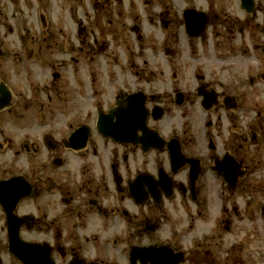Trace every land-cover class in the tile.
I'll list each match as a JSON object with an SVG mask.
<instances>
[{
	"label": "flooded vegetation",
	"instance_id": "obj_1",
	"mask_svg": "<svg viewBox=\"0 0 264 264\" xmlns=\"http://www.w3.org/2000/svg\"><path fill=\"white\" fill-rule=\"evenodd\" d=\"M15 1L0 0V99L3 94L9 96L7 108L0 114L35 108L59 119L57 122L61 123L62 130L46 132L37 147L27 142L22 144L23 153L32 159L38 156L40 147L46 151V158L51 162L48 174L47 171H44L45 174L39 173L42 168L33 170L32 167L0 179L6 181L16 176L22 179L21 191L9 196L10 201L21 196L14 212L17 219L21 220L19 225L7 222L0 205V255L6 257L0 256V264H20L9 254L7 246L16 228L24 242L41 247L36 250L34 258L30 259L27 255L22 264H44V251L48 252L47 258L53 264H89L90 261L80 253V239L84 242L90 239L95 241L94 236L90 238L85 232L81 236V231L88 228L85 227L88 219H93L98 225L100 223V227L96 228L97 234L103 227H108L109 220L114 216L128 224L135 221L137 228L131 235L137 234L140 238L158 232L162 223L170 224L167 220L169 205L179 204L187 214L190 204L199 220H203L209 215L206 176L222 181V200L214 215V226L200 237L202 243L191 254L188 253V257L185 255L183 264H216L214 246L218 243L215 242L213 246L211 241L222 240L225 235L234 240L237 224L245 220L249 223L257 220L256 207H253L254 203L250 199L252 193L260 191L252 185L250 178L252 168L256 171V161L260 159L257 158V152L264 146V110L259 111L254 107L249 90L256 85L264 90V0H252L249 9L242 7L240 0H234L242 18L232 19L222 0H216L211 14L210 8L196 9L187 5L177 20L189 45L205 38L208 29L213 27L214 53L246 61L244 72L247 91L242 90L240 83L228 89L220 81L207 82L198 73L194 74L193 85L185 83V79L176 72V63H171L176 53L168 46L167 30L171 31L175 22L167 19L166 8L160 7L159 12L160 27L166 31L160 47L169 72H158L162 76L158 84L153 82L157 67L152 70L155 73L143 74L141 77L140 74L138 77V73L130 72L132 89H129L127 80L122 84L117 83L120 75L116 70L124 72L125 68L130 70V67L114 64L115 71L112 73L113 67H109L112 61L93 56L95 43L87 40L88 35L83 26L78 25L77 28L79 40H66L65 35H62L64 40H60L61 33L45 22L41 9V25L35 31L37 35L30 37L31 30L22 17H18L17 11L14 9L12 13H6L8 6L13 7ZM99 1L105 0H93L95 5ZM114 2V5L121 4L122 0ZM207 5L210 6V1ZM102 6L105 8L104 4ZM109 6L110 2H107L106 7ZM188 10L200 16L201 19L197 18L195 22H204L203 29L198 31V39L192 40L186 32L184 12ZM117 16L122 17V14L117 13ZM133 30H139V26L134 25L131 32ZM13 35L15 40H11ZM135 38L138 45L141 44V35ZM108 49L109 45H102L98 47V52L104 56ZM17 55L20 56L16 59ZM224 57L218 62L223 64ZM256 58L259 59L254 63ZM101 63L107 71L99 86L117 87L112 104L103 105L99 101H92L98 76L95 70L99 71ZM153 64L156 62L153 61ZM110 75L116 80L109 78ZM141 93L150 112L147 118L149 131L146 134L138 131L136 141L128 144H115L100 136L96 130L98 117H105L112 111L115 122L116 114L126 109L127 97ZM196 104L207 116L215 119L204 123L203 145L195 144L192 140L191 127L187 121L188 112ZM172 113H175L172 118L178 117L179 120L163 130L158 124ZM3 134L0 130V137ZM153 134L158 140L154 139ZM73 135L77 136L71 142ZM223 135H226V142L222 151L217 152L215 140ZM144 137L147 143H144ZM1 140L0 150L6 149L7 139ZM79 146V149H74ZM200 148H205L207 154L200 153ZM226 156L230 159L227 160L229 168L222 169ZM70 158L76 162L73 171L68 164ZM222 170L232 174L231 185ZM196 173L199 174L194 180L193 175ZM262 173L264 170L257 174ZM109 191L114 192L119 199L117 201L114 198L113 205L109 204ZM237 196L238 201L235 200ZM125 202L127 205H124ZM259 209L264 219V206H259ZM245 225L241 224L242 230ZM63 229H66V237L71 241L67 249L59 243ZM236 246L234 242L229 248L228 261L230 264H244L246 261L247 264L248 258L245 260L242 256L244 249H240V252ZM103 249L106 252L108 250Z\"/></svg>",
	"mask_w": 264,
	"mask_h": 264
},
{
	"label": "rangeland",
	"instance_id": "obj_2",
	"mask_svg": "<svg viewBox=\"0 0 264 264\" xmlns=\"http://www.w3.org/2000/svg\"><path fill=\"white\" fill-rule=\"evenodd\" d=\"M105 1H99L95 5L93 0H16L13 7L8 6L6 13H12L15 9L18 17L21 16L31 30L30 37L37 35L35 31L41 25L39 19L41 9L46 18L45 22L53 25L55 30L61 33L60 40H64L62 35L66 36V40L69 38L79 40L77 28L78 25H81L86 29L87 40H92L95 43L93 45V56L96 58L105 57L106 61H112L113 64L109 65V67H113L111 68L112 73L115 71L114 64H118L120 67H130L129 71L138 73V77L139 74L141 77L143 74L155 73L153 71L157 67V73L154 75L155 81L153 82L158 84V80L162 79L158 72L161 71L164 74L169 72L160 47L166 31L160 27L159 16L161 13L159 12L160 7L166 8L168 10L167 19L175 22L174 26H171V31L167 30L168 46L176 53L171 63H176L178 68L176 72L185 79L187 85L194 84V74L198 73L203 75L207 82L220 81L228 89L237 87L240 83L242 90H249L245 82L244 69L246 61L243 58H229L214 53L212 47V41L214 40L213 27L208 29L205 38H201L199 41L195 40L191 45L188 44L182 28L179 29L178 27L180 25L177 22L180 18L179 15L187 5L196 9L208 10L210 8L211 14L212 5L216 0H122L121 4L116 5H114L116 3L114 0ZM208 1H210V6L207 5ZM107 2H110L109 8L106 7ZM222 2L225 8L228 9L227 14H230L232 19L242 18L243 15L237 8L236 1L222 0ZM230 3L231 6H229ZM103 4L105 8H103ZM103 9H106V11ZM117 13L122 14V17H118ZM8 19H10L9 16ZM139 24L143 37L141 44L138 45L136 35L131 32V27L134 25L139 26ZM11 40H15L14 35ZM102 45H109V49L103 54L104 56L98 52V47ZM189 46L191 48H188ZM236 50L238 51L237 48ZM19 56L17 55L16 59ZM223 57L225 58L224 63L221 64L218 60ZM257 59L259 58H256L254 63L257 62ZM98 61L93 60V62ZM153 61L156 64H153ZM252 67L254 68L255 65H252ZM98 69L99 71L95 70L98 76L92 93V101L93 103L99 101L103 105L112 104L117 87L115 85L114 87L111 85L99 86L103 82L102 76L107 68L101 63ZM129 71L126 68L124 72L116 70V73L120 75L117 83L127 80L129 82H127L129 84L128 88L132 89ZM108 77L112 78L113 81L116 80L113 75ZM251 88L249 91L253 97L254 107L259 111L264 110V90L257 85ZM174 115L175 113L168 114L158 125L166 130L171 123H177L178 117L172 118ZM208 120L213 121L215 119L212 116H207L198 104L188 112L187 121L191 127L190 136L195 144L201 143L203 145L205 143L204 123ZM57 121L60 120L55 119L54 115L40 112L35 108H25L17 112L0 114V130L4 132V136L0 138L7 139L8 142V147L0 150V179L11 174L22 173L32 167H34L33 170L42 168L39 173L43 172L42 174H45L44 171H47L46 174L49 173L51 167L49 163L51 162L46 158V151L40 147L38 156L32 159L23 153L22 144L27 142L36 147L39 146L40 139L46 132H59L62 130L61 123ZM43 125L46 126L42 127ZM225 138L226 135H223L215 140L217 152L222 151L223 144L226 142ZM200 149V153L207 154L205 148ZM108 152H110V147ZM252 152L256 153L255 150H252ZM257 158L260 159L256 161V171L252 168L250 178L252 185L260 191L255 194L252 193L250 199L254 203L253 207H256L257 220H254V223L245 220L244 223L237 224L234 240L231 236L225 235L222 240L211 241L213 246L215 242L218 243L214 246L216 264H230L228 250L231 249L234 242L237 244L238 251L244 249L242 256L245 260L246 257L248 258L249 262L247 264H264V219L261 218V209H259V206H264V173L257 174L264 170V146L257 152ZM68 164L73 171L76 166L75 160L70 158ZM206 180H208L206 194L209 215H206L205 219L199 220L195 215L193 206L190 204L188 205L187 214L179 204L169 205L167 207V220L170 221V224L162 223L158 232L140 238L137 234L131 235L137 228L135 221L128 224L114 216L109 220L108 227L106 229L103 227L100 234H97L96 228L100 227V223L99 225L96 224L92 219L93 217H89L92 220L88 219L87 224H85V227L88 228L81 231V236L85 232L89 237L94 236L95 241L90 239V241L84 242L80 239L81 255L90 261L89 264H128L127 254L129 247L132 245L168 244L182 250L188 257V253L191 254L198 247V244L202 243L200 237L214 226V215L222 200V181L210 176H206ZM224 191L225 195L228 196L227 190L224 189ZM245 191H248V189H245ZM248 197H250L249 194ZM114 198L117 201L119 200L114 192L109 191L108 200L110 205H113ZM238 198L237 196L235 200L238 201ZM124 205H127L126 202ZM237 206L239 205L237 204ZM0 216H2L1 213ZM189 220L190 222H188ZM241 224H246L245 229L242 230ZM66 232V229H63L59 243L65 245L67 249L71 241L66 237ZM103 248H107V252ZM96 252L98 256L95 254ZM101 253L102 255H100ZM0 256L6 258L3 254Z\"/></svg>",
	"mask_w": 264,
	"mask_h": 264
},
{
	"label": "water",
	"instance_id": "obj_3",
	"mask_svg": "<svg viewBox=\"0 0 264 264\" xmlns=\"http://www.w3.org/2000/svg\"><path fill=\"white\" fill-rule=\"evenodd\" d=\"M242 7L250 8L252 6V0H240ZM201 19L200 16L195 11H185V27L186 32L189 37H197L199 32L203 29L204 22L197 23L195 19ZM194 32H192V31ZM199 31V32H198ZM9 96L3 94L2 99H0V110L8 105ZM128 105L124 112L116 114V121L113 122V117H115L114 112L110 113L107 117L100 116L97 122L98 131L105 137H111L115 142H125L130 143L135 140L136 132L141 131L145 134L149 131L146 125L149 112L145 109V101L142 94H134L128 97ZM158 116L154 118L157 119ZM77 135H73L72 139L76 138ZM144 136V135H143ZM154 139L156 136L153 134ZM144 143H147V139L144 137ZM158 140V139H156ZM149 142V141H148ZM147 147V146H146ZM225 167L222 169L229 168L227 160H230L228 156L224 158ZM222 165V164H221ZM219 165V166H221ZM218 166V168H219ZM226 181L231 185L232 174L228 173L226 170H222ZM196 174L193 175L194 180L196 179ZM193 180V181H194ZM22 189V179L20 177L13 178L7 182H0V202L7 216V222L19 223L21 220H17L13 211L20 200V195L11 198ZM11 232L13 230H10ZM9 251L20 261H25L24 258L28 255L29 258H34L37 253L36 250L40 249L38 245H31L22 242L19 239L18 228L15 232L11 234L9 239ZM46 258L44 264H53L48 260V252L44 251ZM184 261V254L182 252L176 251L166 245L159 246H148V247H133L129 253L130 264H181Z\"/></svg>",
	"mask_w": 264,
	"mask_h": 264
}]
</instances>
